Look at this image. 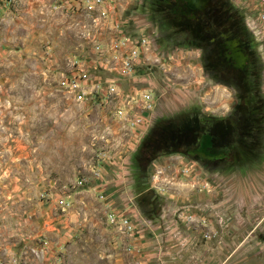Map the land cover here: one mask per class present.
I'll use <instances>...</instances> for the list:
<instances>
[{
    "label": "rangeland",
    "instance_id": "rangeland-1",
    "mask_svg": "<svg viewBox=\"0 0 264 264\" xmlns=\"http://www.w3.org/2000/svg\"><path fill=\"white\" fill-rule=\"evenodd\" d=\"M30 1L13 0L17 10L0 18V249L11 246L18 257L26 250L23 262L30 264L61 237L62 252L77 254L63 264H149L152 247L136 236L196 237L210 220L200 205L212 203L236 204L244 225H256L262 239L264 25L259 32L247 24L261 62L252 72L261 95L254 118L258 151L243 161H211L193 145L228 112L229 91L207 52L176 29L181 24L165 0H139L120 18L124 33L144 34L150 42L149 61L132 81H121L129 92H153L155 105L142 128L113 114L115 100L79 101L58 86L75 58L91 55L92 42L71 1ZM232 1L256 17V5ZM93 71L97 79L117 77ZM106 189H114L107 199ZM113 212L126 215L133 232L113 225ZM53 218L47 229L45 221ZM64 221L78 229L70 231ZM110 238L118 245L109 246Z\"/></svg>",
    "mask_w": 264,
    "mask_h": 264
},
{
    "label": "flooded vegetation",
    "instance_id": "flooded-vegetation-1",
    "mask_svg": "<svg viewBox=\"0 0 264 264\" xmlns=\"http://www.w3.org/2000/svg\"><path fill=\"white\" fill-rule=\"evenodd\" d=\"M165 5L175 23L180 22L176 29L182 37L192 38L197 48L207 52L229 91L228 112L219 114L209 132L198 135L193 152L211 161L249 159L259 143L255 117L261 95L252 87V72L261 62L249 44L247 24L252 25L248 11H239L232 0H165ZM167 20L169 26L174 22Z\"/></svg>",
    "mask_w": 264,
    "mask_h": 264
},
{
    "label": "built area",
    "instance_id": "built-area-1",
    "mask_svg": "<svg viewBox=\"0 0 264 264\" xmlns=\"http://www.w3.org/2000/svg\"><path fill=\"white\" fill-rule=\"evenodd\" d=\"M2 0L1 2H12ZM74 3V8L82 16L85 23V36L92 42L93 52L84 60L75 58L72 69L58 79V86L73 94L79 101H100L103 105L115 100L113 114L131 127L145 126L146 117L155 105L152 91L144 90L140 94L129 92L121 85V81L130 80L137 76L141 66L149 61L151 51L148 37L144 34L129 36L121 30L120 18L131 4L139 0H68ZM258 8L256 17L248 12L251 25L261 31L264 25V0H244ZM132 5V6H133ZM131 6V7H132ZM59 7L57 5L54 8ZM94 68H102L117 77L106 80L97 79ZM96 100V101H95ZM110 222L119 230L131 232L134 227L130 219L122 214L113 212ZM133 232V231H132ZM38 255V251L33 249ZM26 250L18 256L7 260L0 249V264H25L23 256Z\"/></svg>",
    "mask_w": 264,
    "mask_h": 264
},
{
    "label": "crops",
    "instance_id": "crops-1",
    "mask_svg": "<svg viewBox=\"0 0 264 264\" xmlns=\"http://www.w3.org/2000/svg\"><path fill=\"white\" fill-rule=\"evenodd\" d=\"M25 1L26 3L31 2L23 0L24 3ZM15 6V2H2L0 18L3 16L7 18L10 13H14V10H17ZM101 190H105L104 187ZM113 190L106 189L104 192L106 199L114 194ZM119 193V190L116 189V194ZM235 205L201 204L200 206L204 207L209 214V227L198 228L200 232L195 234L196 237L189 236V233L178 235L172 232L167 236H160L157 233L159 231H155V234L148 236L147 239L143 238L144 236H136V242L139 243L141 239H144L142 244L152 247L148 254L149 264H264V235L262 239H259L256 225L252 226L250 223L244 225L245 218L238 213L240 208H236ZM237 219H240L239 223ZM55 221L56 218L45 221L49 224L47 229L51 228L53 224L50 225V223ZM262 221L264 225V218ZM65 223L66 226L70 225V231L78 229L77 224H74L72 228L71 223ZM206 230H209L207 237L203 236ZM262 230L264 231V228ZM108 245L111 247L118 245V239L117 241L111 239ZM48 246L49 249L42 253L41 261L30 262V264H63L66 258L76 260V249L62 252V249L65 248L64 240L61 237L52 238ZM1 250L7 260L11 256L13 257L11 246L5 245Z\"/></svg>",
    "mask_w": 264,
    "mask_h": 264
}]
</instances>
